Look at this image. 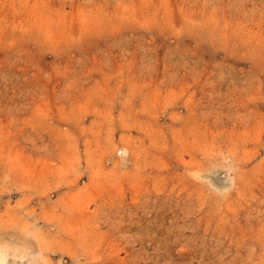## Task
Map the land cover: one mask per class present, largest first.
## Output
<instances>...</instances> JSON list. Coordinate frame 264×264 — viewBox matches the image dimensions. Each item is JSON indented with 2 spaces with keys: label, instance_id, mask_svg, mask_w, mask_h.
<instances>
[{
  "label": "rangeland",
  "instance_id": "1",
  "mask_svg": "<svg viewBox=\"0 0 264 264\" xmlns=\"http://www.w3.org/2000/svg\"><path fill=\"white\" fill-rule=\"evenodd\" d=\"M0 245L264 264V0H0Z\"/></svg>",
  "mask_w": 264,
  "mask_h": 264
},
{
  "label": "clouds",
  "instance_id": "2",
  "mask_svg": "<svg viewBox=\"0 0 264 264\" xmlns=\"http://www.w3.org/2000/svg\"><path fill=\"white\" fill-rule=\"evenodd\" d=\"M223 167L217 166L215 163L211 164L208 169H201L190 171L189 177L194 181L207 186L210 191L221 199H225L232 188L235 186V172L236 167L233 162L232 154H225L222 157ZM222 173L224 179V186H217L213 183L212 177Z\"/></svg>",
  "mask_w": 264,
  "mask_h": 264
},
{
  "label": "bare ground",
  "instance_id": "3",
  "mask_svg": "<svg viewBox=\"0 0 264 264\" xmlns=\"http://www.w3.org/2000/svg\"><path fill=\"white\" fill-rule=\"evenodd\" d=\"M0 246H2V245H0ZM0 249H1L0 251H2V253L0 252V260H3L4 259V256H5V253H4L3 247H0Z\"/></svg>",
  "mask_w": 264,
  "mask_h": 264
}]
</instances>
